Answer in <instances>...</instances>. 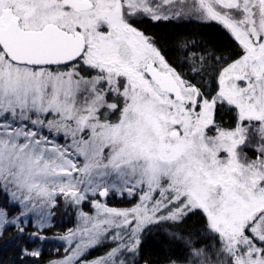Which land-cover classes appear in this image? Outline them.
<instances>
[{
    "label": "snow or ice",
    "instance_id": "snow-or-ice-1",
    "mask_svg": "<svg viewBox=\"0 0 264 264\" xmlns=\"http://www.w3.org/2000/svg\"><path fill=\"white\" fill-rule=\"evenodd\" d=\"M184 18L219 24L237 58L184 39L178 69L135 26ZM0 200L11 239L44 241L61 201L76 209L49 264H135L146 228L197 212L210 243L185 241L184 264H264V0H0Z\"/></svg>",
    "mask_w": 264,
    "mask_h": 264
},
{
    "label": "trees",
    "instance_id": "trees-1",
    "mask_svg": "<svg viewBox=\"0 0 264 264\" xmlns=\"http://www.w3.org/2000/svg\"><path fill=\"white\" fill-rule=\"evenodd\" d=\"M135 26L145 35L152 37L162 54L178 69L180 60L177 44L178 41L184 39L195 40V47L198 50L212 53L216 57L223 58L225 62H231L237 58L239 51L236 42L218 24L212 22L172 20L153 22L143 19L136 21ZM209 62L213 63L211 60ZM184 71L187 69L185 68ZM202 87H216L211 73L205 77ZM217 119H223L224 123L227 124L231 120V116L218 111ZM132 203L130 200L115 196L107 198L109 207L128 208L133 205ZM55 212L56 215L50 222L51 226L41 230V234L48 238L44 241L39 239L33 241L28 237L27 233L36 231L31 225L26 226V232L22 239H11L17 233L13 228H7L4 235L0 237V264H49L50 261L62 259L65 256L64 249L68 245L56 237L65 235L69 229H74L76 217L75 212L70 207L63 205L62 201ZM197 221H199L198 226L185 223L180 225H166L164 223L150 225L141 236V245L138 253L135 254V264H170L172 261L183 263L190 254L185 241L191 239L193 244L199 245L210 243L202 231L205 222H202L201 219ZM172 233L183 236L184 240L173 239ZM112 246V243L103 242L88 250L82 259L92 261L102 257ZM23 247H27L29 251L39 249L41 255L38 258L24 257L22 260L21 250Z\"/></svg>",
    "mask_w": 264,
    "mask_h": 264
},
{
    "label": "rangeland",
    "instance_id": "rangeland-1",
    "mask_svg": "<svg viewBox=\"0 0 264 264\" xmlns=\"http://www.w3.org/2000/svg\"><path fill=\"white\" fill-rule=\"evenodd\" d=\"M172 21H197V22H202V21H200V20H197V19H195V18H184V19H180V20H172ZM205 23V22H204ZM207 23H211V22H207ZM212 23H215V22H212ZM217 24V23H216ZM219 25V24H218ZM220 26V25H219ZM221 27V26H220ZM222 28V27H221ZM223 29V28H222ZM224 30V29H223ZM229 36H230V34L226 31V30H224ZM231 37V36H230ZM232 38V37H231ZM233 39V38H232ZM116 117L115 116H113L112 117V119H115ZM111 196V195H110ZM115 197H117V198H124L125 200H130V201H132L133 203L132 204H134L135 202H136V200L138 199V197H136V198H129L128 196H127V193H125L123 196H120V195H115ZM83 205H85V206H83ZM82 205V208L84 207V211L86 210V212H88L89 214H94V210L91 208V206H90V204L88 203V202H85L84 204ZM133 206V205H132ZM132 206H129L128 208H130V207H132ZM71 208V210L72 211H74L75 212V217H76V209H74V208H72V207H70ZM119 209H124V208H119ZM197 218V220L199 219H201V221L202 222H205L204 221V219H203V217H202V215L199 213V212H197V213H195V214H189L187 217H185L182 221H180V222H171V221H162V222H160V223H164V224H166V225H180V224H183V223H185V224H192V225H194V226H198L199 225V221H197V220H195ZM160 223H158V224H160ZM76 225H77V217H76ZM154 225V224H153ZM76 227V226H75ZM143 234V233H142ZM142 236V235H141ZM105 243H112L111 241H105ZM113 244V246L112 247H114L115 245H114V243H112ZM74 246V245H73ZM124 257H125V259H128V264H131L132 263V259H131V256H132V254H128V253H123L122 254ZM170 264H172V263H170ZM177 264H184V262L183 263H177Z\"/></svg>",
    "mask_w": 264,
    "mask_h": 264
}]
</instances>
